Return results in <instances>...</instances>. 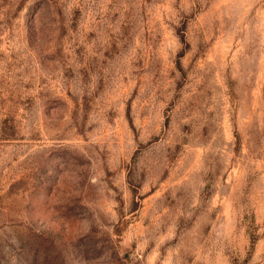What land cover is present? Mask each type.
<instances>
[{"label":"rangeland","instance_id":"374dc122","mask_svg":"<svg viewBox=\"0 0 264 264\" xmlns=\"http://www.w3.org/2000/svg\"><path fill=\"white\" fill-rule=\"evenodd\" d=\"M0 264H264V0H0Z\"/></svg>","mask_w":264,"mask_h":264}]
</instances>
